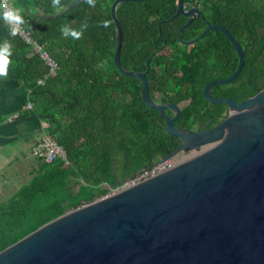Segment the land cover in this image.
Instances as JSON below:
<instances>
[{"label": "trees", "instance_id": "16d2710c", "mask_svg": "<svg viewBox=\"0 0 264 264\" xmlns=\"http://www.w3.org/2000/svg\"><path fill=\"white\" fill-rule=\"evenodd\" d=\"M71 0H60L64 7ZM30 12L53 14L52 0H24ZM113 0H96L89 7L82 1L63 15L42 19L28 15L20 7L26 23L22 26L31 40L47 52L56 63L52 74L31 43L12 36L11 63L18 68L19 86L28 93L31 107L19 114L32 113L65 151L67 164L56 159L44 162L35 159L36 167L29 179L7 198L0 200V250L14 243L45 222L68 209L90 203L108 193L118 181L129 178L162 155V123L153 122L152 111L141 99L133 97L126 110L124 76L113 63L115 24L109 9ZM197 6L198 15L182 30L181 39L195 37L205 27V20L222 25L240 44L244 63L237 77L225 85H213L217 97L235 101L252 96L264 88V0H184ZM176 0L122 1L115 9L122 31L119 61L125 66V32L145 29L152 41L144 42L143 50L129 47L134 63L144 61L152 49L165 47L149 57L153 63L168 62L181 66V96L176 102L191 97L180 113L181 118L194 116L211 124L224 117V104H209L202 96L203 86L210 80L225 78L235 69V49L220 30H209L190 45L177 38L178 29L186 23L183 15L173 16ZM110 20L104 28L101 22ZM87 22L83 37L63 38L64 25L79 29ZM159 26V29H158ZM158 31L160 37L157 39ZM188 64H191L188 67ZM169 66V65H167ZM152 87L157 88L161 76L152 74ZM37 79L42 83L38 84ZM189 80L187 84H183ZM137 86V85H136ZM3 119V118H2ZM160 142V144H159Z\"/></svg>", "mask_w": 264, "mask_h": 264}, {"label": "water", "instance_id": "95a60500", "mask_svg": "<svg viewBox=\"0 0 264 264\" xmlns=\"http://www.w3.org/2000/svg\"><path fill=\"white\" fill-rule=\"evenodd\" d=\"M81 1L71 0L53 14H35L18 0L28 15L42 19L57 18ZM122 1L136 0L110 5L113 63L121 74L141 80L144 104L163 117L165 132L181 140L180 149L197 154L66 210L0 250V264H264V88L238 102L211 97L213 85L228 84L239 74L242 48L227 28L206 20L196 37L182 40V30L204 15L197 6L176 0L173 16L187 18L177 32L181 43L192 44L207 31L220 30L238 58L229 76L202 88L206 101L227 107L226 116L208 129H177L173 120L178 107L152 101L144 73L126 71L120 64L122 31L115 9ZM164 47L165 42L155 52ZM171 107L176 113L170 118L164 109Z\"/></svg>", "mask_w": 264, "mask_h": 264}, {"label": "flooded vegetation", "instance_id": "af4514ba", "mask_svg": "<svg viewBox=\"0 0 264 264\" xmlns=\"http://www.w3.org/2000/svg\"><path fill=\"white\" fill-rule=\"evenodd\" d=\"M159 32L160 31H158V33ZM151 33L152 32L150 30H145V29H129L125 32L124 44H125L126 48H128V51L126 52V61H125V66L123 68L126 71H130V72L144 73V77L146 78V81H147L148 94H149L150 98L152 99V101L156 102L157 104H171V105H175L178 107V114H177L176 118L173 120V125L177 129L196 132L199 130L208 129V128L212 127L213 125H215L216 123H218L222 118H224L226 116L227 107H226V112L224 114V117L220 118L218 121H216L215 123H212V124L210 123L211 122L210 117L207 118L206 120H204L203 122H200L198 120H194L193 115L190 117H187V118H181L180 117L182 107L185 104L187 105L191 101V97H187V98L180 100L178 102L175 101V99L177 97H179L183 94V93H181V84H178L180 81L181 82L183 81V79H180L181 78L180 75L183 72V70H182L183 68H181V66L173 65V64L168 63V62H160V63H153L152 65H154V66L152 69H150L149 68V60H148V65H146V60L149 59L151 54L153 55L155 53H158L159 51L155 52L157 49H152L149 57L144 61L143 64L145 65V68H142L140 62L134 63L133 60L130 59L129 47H134L135 49H140V50L147 48V47L143 46V43L146 41L150 42L153 40L151 38V36L148 35ZM157 39H159L158 34H157ZM191 39L192 38L184 40V41H189ZM182 44H186V43H182ZM165 45H166V43H165ZM186 45H190V44H186ZM167 65H169V66H167ZM190 65L191 64H188V67H190ZM152 74H156L158 76H161L159 83L157 85V88H154V89L152 87V83L154 82V80L151 78ZM123 76H124L123 82H124V88H125L124 94H125V98H126L125 105H126V110L129 111L131 109V101L130 100H132L133 97H137V95H138V98H140L142 103L144 104L143 99L141 97V80L138 78H134L130 75H123ZM217 79H219V78H217ZM189 82L190 81L187 80L183 84L185 85ZM210 95H211V97H214V98H223V97L214 96L211 93V89H210ZM206 102L209 103L208 101H206ZM209 104H219V103H209ZM144 106H146V105L144 104ZM150 110L153 113V122L162 123V127L164 130V123L165 122H164L163 117L160 116L157 111L152 110V109H150ZM164 113L168 117L171 118L175 115L176 110L172 107L171 108H165ZM159 144H160V142H159ZM181 145H182V142L179 138L167 134V136H164V138H163L162 155H157L154 158V160L152 162H150L145 167H151V166L157 165V164L162 163V162H166L167 164L174 166L175 164L178 163V158H179L180 154H187L193 150V149H190L187 152H184L183 149H180ZM142 168H144V167H141L140 169H142ZM140 169H138L137 171H139ZM134 174H132V175H134ZM124 180L118 181L117 184L114 186H117L119 183L123 182Z\"/></svg>", "mask_w": 264, "mask_h": 264}, {"label": "crops", "instance_id": "0c3cea01", "mask_svg": "<svg viewBox=\"0 0 264 264\" xmlns=\"http://www.w3.org/2000/svg\"><path fill=\"white\" fill-rule=\"evenodd\" d=\"M16 1L23 9L18 0H8L10 7L19 11ZM10 39V29L0 19V43ZM19 75L18 68L10 63L7 77L0 78V191L18 182L12 193L29 179L36 167L31 148L43 134L45 125L32 113L27 117L19 114L30 101L28 93L18 84Z\"/></svg>", "mask_w": 264, "mask_h": 264}, {"label": "built area", "instance_id": "2783aa9c", "mask_svg": "<svg viewBox=\"0 0 264 264\" xmlns=\"http://www.w3.org/2000/svg\"><path fill=\"white\" fill-rule=\"evenodd\" d=\"M18 36L23 38L26 42L32 44L34 50L39 54L40 58L46 63V65H48L49 73L52 74L57 66L56 63L47 54V52L31 40L30 35L23 27L21 29V32L18 34ZM36 82L40 84L42 83V80L37 79ZM25 107L30 108L31 102L28 101ZM31 155L35 159H39L44 162H53L56 159H61L63 160L64 164L68 163V160L66 159L65 151L62 148V146L56 142L53 136L47 133L41 134L39 139L34 143V145L31 148ZM169 167H171V165L167 164L166 162H162L151 167H144L134 175L130 176L129 178L125 179L123 182L119 183L116 187L110 188L107 194L97 198H101L106 195H109L111 194L110 192L113 190H117L119 188H125L127 186L136 184L142 180L147 179L150 176L162 172L163 170Z\"/></svg>", "mask_w": 264, "mask_h": 264}, {"label": "clouds", "instance_id": "9594fccd", "mask_svg": "<svg viewBox=\"0 0 264 264\" xmlns=\"http://www.w3.org/2000/svg\"><path fill=\"white\" fill-rule=\"evenodd\" d=\"M83 3L87 4L89 7L96 6V0H82ZM52 7L62 10L60 0H52ZM0 19L3 20L5 25L10 29V34L16 36L21 32L22 26L26 23L23 15L17 11L15 8L10 7L7 0H0ZM104 28L111 26L110 20H104L101 25ZM87 22L80 25L79 29L72 28L69 25H64L61 27L60 32L63 38L71 37L73 40H79L83 37L84 31L87 29ZM12 55V44L5 40L0 43V78H6L8 75V67L11 63L10 57Z\"/></svg>", "mask_w": 264, "mask_h": 264}, {"label": "rangeland", "instance_id": "374dc122", "mask_svg": "<svg viewBox=\"0 0 264 264\" xmlns=\"http://www.w3.org/2000/svg\"><path fill=\"white\" fill-rule=\"evenodd\" d=\"M196 154H197V152L194 151V150L190 151V152L187 153V154H180V156H179V158H178V163H179V162H182V161H184V160H186V159H188V158H191V157H193V156L196 155ZM32 157H33V156H32ZM33 159L35 160L34 157H33ZM17 184H18V182H17ZM17 184H16V182H15V183L12 182V183H11L12 188H11V187H5L4 190L1 189V191H0V200H1V199H4V198H7L9 195H11L12 190L14 189V187H16ZM113 191H114V190H113ZM113 191H111L110 193H112Z\"/></svg>", "mask_w": 264, "mask_h": 264}]
</instances>
